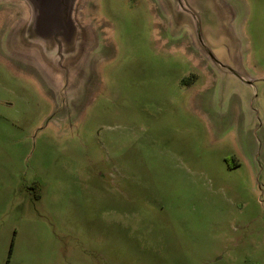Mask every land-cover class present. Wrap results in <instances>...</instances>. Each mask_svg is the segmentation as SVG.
<instances>
[{"label":"rangeland","instance_id":"obj_1","mask_svg":"<svg viewBox=\"0 0 264 264\" xmlns=\"http://www.w3.org/2000/svg\"><path fill=\"white\" fill-rule=\"evenodd\" d=\"M171 2L0 0V264H264V0Z\"/></svg>","mask_w":264,"mask_h":264},{"label":"water","instance_id":"obj_2","mask_svg":"<svg viewBox=\"0 0 264 264\" xmlns=\"http://www.w3.org/2000/svg\"><path fill=\"white\" fill-rule=\"evenodd\" d=\"M30 11V19L25 25L26 34L40 47L56 51H68L70 59H75L74 47L87 46L89 33L75 23V8L81 0H22ZM168 4L171 0H167ZM186 13H190L185 0H175ZM172 3V2H171ZM191 14V13H190ZM193 16V15H192ZM24 30V32H25ZM23 33V32H22ZM198 33V31H197ZM200 40V38H199ZM202 47V46H201ZM204 48V47H203ZM202 48V49H203ZM41 49V48H40ZM207 56V51L203 49ZM53 54V53H52ZM211 56V57H210ZM210 61H215L210 54ZM57 58V57H56ZM55 58V59H56ZM56 62L57 61L56 59Z\"/></svg>","mask_w":264,"mask_h":264},{"label":"trees","instance_id":"obj_3","mask_svg":"<svg viewBox=\"0 0 264 264\" xmlns=\"http://www.w3.org/2000/svg\"><path fill=\"white\" fill-rule=\"evenodd\" d=\"M11 249H12V245H11Z\"/></svg>","mask_w":264,"mask_h":264}]
</instances>
